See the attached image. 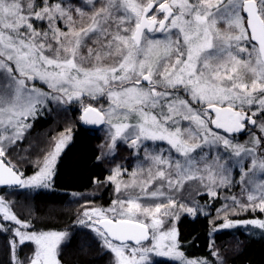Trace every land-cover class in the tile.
Wrapping results in <instances>:
<instances>
[{"label": "snow or ice", "instance_id": "1", "mask_svg": "<svg viewBox=\"0 0 264 264\" xmlns=\"http://www.w3.org/2000/svg\"><path fill=\"white\" fill-rule=\"evenodd\" d=\"M53 105L105 133L97 160L114 166L93 182L114 198L86 200L76 223L110 264H223L214 241L215 260L189 258L175 226L217 201L210 235L264 231V0H0V188L52 187L72 127L31 175L16 149ZM120 145L134 164L115 162ZM0 232L10 264H61L68 233L33 230L2 195Z\"/></svg>", "mask_w": 264, "mask_h": 264}, {"label": "trees", "instance_id": "2", "mask_svg": "<svg viewBox=\"0 0 264 264\" xmlns=\"http://www.w3.org/2000/svg\"><path fill=\"white\" fill-rule=\"evenodd\" d=\"M68 113V110L65 111L66 115ZM65 114L53 116L46 113L37 119L36 125L30 130L26 140L17 147L16 153L19 154L16 157L17 160L30 153L29 160L18 164V167L22 168L26 175L33 172L31 161L41 154L40 149H43L45 145L49 130L53 125L54 129H58L66 117ZM54 120L58 123L54 124ZM95 132L82 127L79 123H74L72 138L59 157L50 189L34 190L31 192V196L27 195L25 200L19 199L22 194L18 188L0 189V193L12 191L15 194V197H12L13 201L18 199L25 205L31 203L35 210L34 218L31 219L35 228L59 230L64 220L71 223L74 216L72 203L79 198L73 194L78 195L97 188V190H102L99 194L100 198L105 200V204H109L107 193L110 190V185H98L93 182L96 179L103 181L108 175V168L101 160H97V156L100 154V139L95 135ZM238 138L244 141L248 137L247 134H240ZM34 139L35 142L32 143ZM25 150L28 152L26 153ZM250 216L249 213L243 217ZM210 219V216L191 217L188 214L179 218L177 222L178 240L181 250L187 256L212 259L209 251V244L213 242L212 236L215 245L216 242L222 241L219 244L222 249L228 243L225 240L232 233H236L239 238H242L240 245L227 244L223 251L225 255L223 261H226L227 264H264V231L249 227L247 229L223 230L210 235ZM72 226L68 239L60 247L61 264H106V254L101 249L97 251L98 242L92 237L93 234L78 224ZM82 240L86 241L87 245L81 248ZM7 242V234L0 232V264H10Z\"/></svg>", "mask_w": 264, "mask_h": 264}, {"label": "rangeland", "instance_id": "3", "mask_svg": "<svg viewBox=\"0 0 264 264\" xmlns=\"http://www.w3.org/2000/svg\"><path fill=\"white\" fill-rule=\"evenodd\" d=\"M52 109H53L52 111H49V112H46V113L47 114H50V115H53V116H57L59 114H62V116H63V113L65 114V111L56 110L54 105L52 106ZM68 112H69L68 115L65 114L66 117L63 120V122H61V124L58 126L59 127L58 129H54V125H53L52 128L49 130V134L46 137V140L44 142L45 145H44L43 149H46L48 147V143L47 142L49 140H51L52 136L57 135L60 131H63L66 127H72L74 125V123H79V116H80L79 105H72V106H70L68 108ZM60 118L63 119V117H60ZM53 122H54V124H57L58 123L56 120H54ZM35 125H36V123L34 124V126ZM95 135L99 137L100 144H101L103 142V140H104L105 133L101 130V128H99L98 130H96ZM35 139H38V138H35ZM35 139L33 140L32 143L35 142ZM244 141L239 139V142H241V143H243ZM130 152H131V150L128 149L126 145H120L118 147V150H117V154H116V157H115V162H119V163L129 162V164H134V160L130 156ZM41 155H42V153H41ZM34 158L36 159V157H34ZM35 159H33V160H35ZM101 161H102V163L108 169L110 167L114 166V164L112 163V158L111 157L105 158V159H103ZM19 169H20V171H23L24 172V170H22V168H19ZM129 170H131L130 167H129ZM31 174L32 173L27 174V175H31ZM35 190H37V189H35ZM32 191H34V190H21V189H19L20 194H22L20 196L21 198H19V199H24V200L27 199L28 196H31V192ZM101 191L102 190H97V188H95L92 191L75 195V196H78L79 198H78V200H75L72 203L73 204L72 207L74 209L73 221L71 223H67L64 220V222H62L61 228L59 230H55V229H37V228H35L36 226L34 227V224L32 223L33 224V230H36V231H65V232L68 233V236L66 238V240H67L68 237H69V235H70V233H71V230H72V227H73L72 225L77 224L76 223L77 216H78V214H79V212L81 210V207L85 204V201L86 200L89 201V202H91L89 206L107 207L110 204L111 200L114 198V193H113L112 186L110 185V190L107 193V198H109L108 199L109 204H105V200L103 201V199L100 198L99 194H100ZM0 195L4 196L7 201H9V202L12 203L13 211H14L15 214H17L18 218H20L21 220H25V221H27V220H30L31 221V219L34 218L35 210H34L33 206L31 205V203L25 205V203H22L21 200L16 199V200L13 201L12 200L13 199L12 197L15 194L12 191H9L8 193H0ZM75 196H73V197H75ZM198 199H199L201 205H205V202L207 201V197H205V198L204 197H202V198L201 197H198ZM219 206H220V201H217V202H215V204L211 208H206V211H208L210 213L209 216H210L211 219L213 217H215V208L216 207H219ZM182 215H184V214H182ZM191 217H193V216H191ZM240 218H250V217H240ZM262 218H264V217H262ZM178 220L176 221V225H175L176 228H177V222H178ZM249 227H251V226H249ZM211 228H212V225H211ZM240 228H243V227H240ZM6 234H7V241H8V238L10 237L11 234L10 233H6ZM240 239L242 240V238H239V236L236 233H232L231 236L228 237L225 241L228 242L227 244H229V243L230 244L231 243L234 244L235 243L237 245H240L239 244L241 242ZM212 241H214L213 236H212ZM64 242H62V244ZM221 242H219V243L216 242V245L215 246H216V248L218 246V249L220 250V256L224 259V256L225 255L223 254V251L225 250L227 244L224 246V248L220 249L219 244ZM86 245H87L86 241L82 240L80 242V247L81 248L84 247V246H86ZM97 246H98V248H97V251H98L99 249H101L100 246H99V243H97ZM32 247L33 246L30 245V244H26L25 246H23L22 250L20 251L21 258H23L24 254L27 253V252H29ZM101 251H103V250L101 249ZM103 253H104V251H103ZM189 258H196V257H189ZM153 260H154L155 264H172L173 263L169 259H167V258H161V257H153ZM210 260H215V258L213 257ZM105 263L106 264H110V255H106ZM223 264H227V262L226 261H223Z\"/></svg>", "mask_w": 264, "mask_h": 264}, {"label": "water", "instance_id": "4", "mask_svg": "<svg viewBox=\"0 0 264 264\" xmlns=\"http://www.w3.org/2000/svg\"><path fill=\"white\" fill-rule=\"evenodd\" d=\"M81 114V113H80ZM79 124L82 126V127H84V128H86V129H91V130H96V129H98V128H100L99 126H89V125H85V124H83L80 120H79ZM6 187H4V188H0V189H5Z\"/></svg>", "mask_w": 264, "mask_h": 264}, {"label": "bare ground", "instance_id": "5", "mask_svg": "<svg viewBox=\"0 0 264 264\" xmlns=\"http://www.w3.org/2000/svg\"><path fill=\"white\" fill-rule=\"evenodd\" d=\"M99 129V128H98ZM98 129H96V130H98ZM88 130H91V129H88ZM96 130H91V131H96Z\"/></svg>", "mask_w": 264, "mask_h": 264}]
</instances>
